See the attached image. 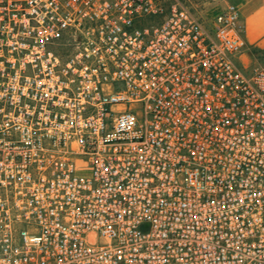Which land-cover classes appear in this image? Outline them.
<instances>
[{"label":"built area","instance_id":"built-area-1","mask_svg":"<svg viewBox=\"0 0 264 264\" xmlns=\"http://www.w3.org/2000/svg\"><path fill=\"white\" fill-rule=\"evenodd\" d=\"M238 5L0 0V264H264V65Z\"/></svg>","mask_w":264,"mask_h":264},{"label":"crops","instance_id":"crops-1","mask_svg":"<svg viewBox=\"0 0 264 264\" xmlns=\"http://www.w3.org/2000/svg\"><path fill=\"white\" fill-rule=\"evenodd\" d=\"M240 7L245 27L247 50L244 60L252 62L254 49L264 47V0H228Z\"/></svg>","mask_w":264,"mask_h":264},{"label":"rangeland","instance_id":"rangeland-1","mask_svg":"<svg viewBox=\"0 0 264 264\" xmlns=\"http://www.w3.org/2000/svg\"><path fill=\"white\" fill-rule=\"evenodd\" d=\"M190 6L194 11H197L199 14L204 17H212L215 15L222 7L227 3H230L228 0H181ZM252 62L248 64L251 67L264 65V47L254 49L251 53Z\"/></svg>","mask_w":264,"mask_h":264}]
</instances>
